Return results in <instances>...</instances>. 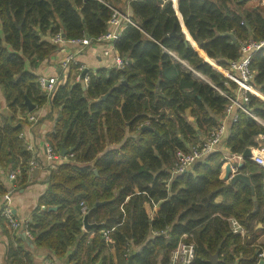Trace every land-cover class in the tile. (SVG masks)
<instances>
[{"label": "trees", "instance_id": "1", "mask_svg": "<svg viewBox=\"0 0 264 264\" xmlns=\"http://www.w3.org/2000/svg\"><path fill=\"white\" fill-rule=\"evenodd\" d=\"M247 1L0 0L6 106L0 113V166L18 170L20 183L28 182L32 156L18 137L26 122L24 98L33 111L44 103L56 110L46 139L56 152L63 147L71 154L47 169V187L27 222L31 245L12 232L7 264H35L37 251L65 264H168L180 239L193 243L190 264H211L214 253V264L256 263L264 249V169L245 160L241 170L250 174L255 209L245 183L221 180L226 159L219 150L183 173L171 172L176 152L218 124L228 103L220 91L232 95L235 88L205 59L225 71L239 58L242 42H264V9L245 7ZM125 5L135 26L125 25L113 42L122 66L87 72L86 81L76 82L78 64L69 63L49 95L42 94L26 64L35 68L57 49L48 38L59 32L64 39L93 41L106 31L108 6L124 13ZM177 13L205 59L189 41L170 36L173 28L181 33ZM249 67L252 86L264 96V46L251 54ZM247 107L264 123L263 101L249 95ZM236 115L225 139L230 155L255 148L258 135L264 140V126L240 111ZM80 204L96 227L82 228ZM230 219L243 235L231 231Z\"/></svg>", "mask_w": 264, "mask_h": 264}, {"label": "built area", "instance_id": "2", "mask_svg": "<svg viewBox=\"0 0 264 264\" xmlns=\"http://www.w3.org/2000/svg\"><path fill=\"white\" fill-rule=\"evenodd\" d=\"M111 10V15L109 20L107 21L106 31L98 36L95 40L97 42H104L107 44V48L103 51L104 55H108L109 51L113 49V42L118 38L120 32L123 30L125 25L130 24L135 26V24L131 21L128 15L122 13L114 8L108 6ZM50 42L54 45H73L77 49V51L81 50L82 47L89 43V39L86 37L75 38V39H64V37L57 32L50 38ZM264 46V42H254V41H244L240 44V56L236 60L229 62L228 74H231V79H234V83L236 85L235 94L228 95L224 92L220 93L227 99L228 103L226 104L224 113L229 114L233 113L229 117V123L234 122L236 120V112L240 111L252 119H254L258 123H262L260 119L254 116L248 109V96L249 95H257L255 88L252 86V78L253 71L249 67L251 54ZM173 58L177 59L176 56L172 52H167ZM74 54L67 55L61 62L60 68L64 69L69 63H71L74 59ZM114 67H121L123 64V60L119 56H115L114 58ZM83 70H85L82 66L77 67V73L74 76V81L76 82H84L87 80V71L82 75ZM227 77V76H226ZM229 77V78H230ZM228 78V77H227ZM55 78H46L43 76L37 77V84L39 90L45 96H48L52 87L55 83ZM34 110V109H33ZM27 112L22 119H24L28 125L31 127L37 121L36 111ZM264 125V124H263ZM228 125L226 121L221 120L218 124L213 127L208 135L202 139L200 142L195 145H191L187 148V150H178L175 154V160L172 167V174H179L187 171L193 163L203 159L207 154L216 151L218 146H220L223 138L227 134ZM19 138L23 139L25 142L26 149L28 151L32 150V145L28 140L25 139L24 132H20L18 135ZM44 156L47 161V168L54 169L57 166V159L59 158V153L52 148V146L45 142L44 143ZM66 161L71 157V154L66 155ZM236 157L241 161L240 155H232L226 158V162H232ZM251 161L256 165L264 168V147L257 148L256 152L253 154L251 152ZM39 167L38 161L32 157L28 161V170L32 171ZM18 174L17 170H10L7 174L8 182H12L15 180ZM81 205V204H80ZM81 213L85 212V206L81 205L80 207ZM0 216L4 219L8 227L15 234L20 233L27 240H31V235L29 233V229L27 227V222L18 221L11 208V198L10 191L7 190L0 197ZM258 226V225H257ZM230 227L231 231L235 234L243 235L244 230L242 227L233 219H230ZM101 235L105 241L108 238V231H102ZM184 238V236L182 237ZM128 252L125 254L127 256ZM194 258V246L193 243L184 241L180 239L173 250L169 254L168 264H190ZM264 264V249H260L256 253V263ZM48 264H56L53 260H51Z\"/></svg>", "mask_w": 264, "mask_h": 264}, {"label": "crops", "instance_id": "3", "mask_svg": "<svg viewBox=\"0 0 264 264\" xmlns=\"http://www.w3.org/2000/svg\"><path fill=\"white\" fill-rule=\"evenodd\" d=\"M177 0H171V2L176 3ZM245 7L250 6H259L260 8L264 9V0H249L245 3ZM125 11H123L126 15L129 16V10L126 5L123 7ZM176 10V6L174 7ZM178 22L180 24V29L184 34V38L192 45V47L197 51L198 55L205 59L204 53L195 45V43L191 40L188 32L183 26L182 20L177 13ZM50 41V38H48ZM52 44V43H51ZM57 49L48 57L47 60L41 62L35 68H30L29 65L26 64V70L32 72L37 77L43 76L46 78H57L61 73L62 69L60 68V64L62 60L69 54H74V59L71 63L78 64V66H82L87 72L95 73L98 69H110L115 66L114 58L118 56L114 49H111L108 55H104L103 51L107 48V44L104 42H97V41H89L87 45L81 48V50L77 51L73 45H57ZM173 58V57H172ZM175 59V58H174ZM178 60V59H177ZM210 65H212L217 71L221 72L225 77H228V80L232 82L234 85V79H231V74H228V70H222L219 67L215 66L214 62L207 61ZM197 75V74H196ZM230 75V76H229ZM226 77V78H227ZM230 77V78H229ZM236 88V85H235ZM235 88L232 90V95L235 94ZM256 90V89H255ZM257 98L264 102V96L256 90ZM6 112V106L4 103L3 96L0 91V113ZM37 115L36 123L31 127H28L27 123H23L21 127V131L25 134V139L30 142L32 145V150L29 151L31 156L34 157L38 163L39 167L33 169L30 172V175H27V181L25 183H20L18 180V174L14 181L8 182L7 174L11 170L8 167L2 168L0 166V184L2 185L3 192H0V197L3 193L7 190L10 191V198H11V208L15 218L20 222H28L31 216L32 211L37 205L38 197L45 191L47 184L45 183V177L47 174V161L44 156V143L48 142L46 139L47 133L51 131L53 126V119L55 117L56 110H51L48 103H44L39 107V109L35 112ZM234 113V112H233ZM225 114L222 113V116L219 119L226 121L227 125L229 124V117L233 114ZM20 115V119H21ZM258 123V122H257ZM261 124V123H259ZM264 126L263 124H261ZM227 135V134H226ZM225 139L226 136L223 138L220 146L216 151L222 152L224 158L230 157L225 147ZM50 144V143H49ZM258 146V147H257ZM264 147V140L262 136L258 135L256 137V147H250L251 152L253 154L256 152L257 148ZM60 153V152H59ZM60 156L56 160L58 164L66 162V156ZM236 158V157H234ZM68 160V159H67ZM238 159H233V161H237ZM227 163V162H226ZM223 167V166H222ZM260 167V166H259ZM18 171V170H17ZM222 172V169H221ZM221 177V176H220ZM229 182V181H224ZM12 230L8 227L4 219L0 216V264H7L5 262V251L6 246L8 244L9 238L11 237ZM32 248V247H31ZM48 253L46 251H37L33 255V259L35 264H48L51 260L47 259ZM56 264H65L63 260L53 259Z\"/></svg>", "mask_w": 264, "mask_h": 264}, {"label": "water", "instance_id": "4", "mask_svg": "<svg viewBox=\"0 0 264 264\" xmlns=\"http://www.w3.org/2000/svg\"><path fill=\"white\" fill-rule=\"evenodd\" d=\"M181 31V33H175V29L173 28L172 31L170 32V36H174L177 37L180 40H183V42H186V38H184V34ZM227 37H229L232 41V43H236V39L231 35V34H226ZM86 39L88 40L89 38L86 37ZM86 69L83 70L82 75L84 73H86ZM102 99L105 98V95L101 97ZM24 106L26 107L27 112H31L34 109V105L27 99L24 98ZM70 150H66L65 148L61 147L60 149V156H64L65 154H67V152H69ZM240 159L241 161H232V162H227L223 165L222 167V172H221V180L224 181H229L230 183H234L235 181H241L243 183H245L249 189L250 192L252 194L251 200L253 202V208L255 209L256 207V203H255V197L253 195L254 191H253V187L250 185L249 182V177L250 174H244L241 172L243 166H244V162L245 160H250L251 161V149L250 148H245L243 150V152L240 154ZM263 168V167H261ZM264 169V168H263ZM36 171V169L34 170ZM94 174L96 175L97 172L96 170L93 171ZM105 201L102 202H96V206L99 205H103L105 204ZM56 207H51L49 208L50 210H54ZM97 225L94 223H88L87 221V212H85L82 216V228L84 230H88L92 227H96ZM258 227H260V224H258ZM27 242L31 245L30 241L27 240ZM131 258L132 255H130L128 257V262H131ZM211 264H214L216 262V253L210 255L209 260H208ZM258 264H261V262H259Z\"/></svg>", "mask_w": 264, "mask_h": 264}, {"label": "rangeland", "instance_id": "5", "mask_svg": "<svg viewBox=\"0 0 264 264\" xmlns=\"http://www.w3.org/2000/svg\"><path fill=\"white\" fill-rule=\"evenodd\" d=\"M263 123V122H262ZM264 124V123H263ZM258 147V146H257Z\"/></svg>", "mask_w": 264, "mask_h": 264}]
</instances>
